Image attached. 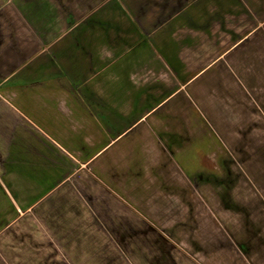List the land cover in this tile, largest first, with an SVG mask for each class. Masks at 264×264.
I'll use <instances>...</instances> for the list:
<instances>
[{"label": "crops", "instance_id": "1", "mask_svg": "<svg viewBox=\"0 0 264 264\" xmlns=\"http://www.w3.org/2000/svg\"><path fill=\"white\" fill-rule=\"evenodd\" d=\"M238 158L264 0H0V264H264Z\"/></svg>", "mask_w": 264, "mask_h": 264}, {"label": "rangeland", "instance_id": "2", "mask_svg": "<svg viewBox=\"0 0 264 264\" xmlns=\"http://www.w3.org/2000/svg\"><path fill=\"white\" fill-rule=\"evenodd\" d=\"M243 157H245V156H243ZM241 160L244 161L243 158H241ZM241 160L238 158L237 159L238 164H236V166H235L236 173H237L236 177H239V181L237 182V191H238L239 196L237 198V204L236 203L233 204V209H235L238 212H244V214L248 213V215L250 214L249 212L252 211L253 214L251 213V215L247 216V217L251 218L253 216L254 217L253 219H255V221H258L257 222V225H258V223H260L259 221H261V219H260L261 214L264 213V207L260 206L259 204H256L255 206H253L252 210H249V207H247L245 205L248 202H252V201L257 202L256 200L262 201V198L264 197V166L244 165V164H241V163H243V162H241ZM225 168L228 170V172H230L229 166H227ZM241 176H243L244 180H242ZM243 181H245V182H243ZM244 191H245V193L252 191L255 195H257L256 193L258 192L259 196H257L258 198H254L253 200L252 199L247 200V199H245V197L243 198ZM241 195H243V196H241ZM263 200H264V198H263ZM241 201L244 203H242ZM258 206H259V208H258ZM237 220L240 222V220H241L240 215H238ZM227 232L233 237L235 243H237V245H238V248H241L239 244H241L242 242L239 240V238L237 239L236 235L233 232H231L229 230ZM256 232L264 233V231H261L258 229L256 230Z\"/></svg>", "mask_w": 264, "mask_h": 264}]
</instances>
